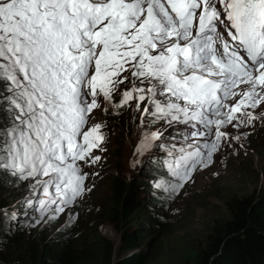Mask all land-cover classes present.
<instances>
[{
	"label": "snow or ice",
	"instance_id": "6c2138e0",
	"mask_svg": "<svg viewBox=\"0 0 264 264\" xmlns=\"http://www.w3.org/2000/svg\"><path fill=\"white\" fill-rule=\"evenodd\" d=\"M125 106L159 123L138 148L167 149L177 191L264 124V0H0V175L37 223L90 191L96 113Z\"/></svg>",
	"mask_w": 264,
	"mask_h": 264
},
{
	"label": "rangeland",
	"instance_id": "374dc122",
	"mask_svg": "<svg viewBox=\"0 0 264 264\" xmlns=\"http://www.w3.org/2000/svg\"><path fill=\"white\" fill-rule=\"evenodd\" d=\"M125 107L126 109L122 111H114L109 107L107 112L101 110L96 113L95 120H100L103 125H106L110 141L108 149L100 155L101 160L94 164L97 169L91 177L90 191L54 219H48L50 213L46 214L40 223L32 227L37 230L41 227L45 231L44 234H47L68 220L80 221V229H83L82 231L89 239L94 233L109 238L102 232V226L112 227V225L101 219V215L108 204L112 176L117 175L119 179H124L127 176L132 177L134 174H139L148 167L145 170L150 175L154 174V177L147 185L144 182L141 183V194L142 196L145 194L148 200L150 198L147 193L148 189L160 191L163 195L160 199L165 196L163 200L165 206L152 200L149 208L152 211H162L164 217L170 220L171 225L160 240L152 239L151 245L141 243L131 252L143 250L149 253L153 243H157L154 251L156 253L148 264H179L186 249L198 248L205 243L214 223L229 218V212L225 206L227 197L232 194L239 196L264 190V142L262 141L264 124L257 122L254 128H245L246 135L240 140L232 141L231 146L223 143L220 149L213 154L210 164L206 167L198 166L191 173L190 179L183 182V186L173 192L171 186L178 182V178L166 169L168 180H162V169L148 166L152 160L151 155L159 149L155 146L157 142H151L153 146L147 149L138 148L146 133L159 128V123L150 124L148 121L151 117L142 123V109ZM116 112L119 114H115ZM114 124L116 126L112 127ZM230 131L233 135L239 134L236 130L230 129ZM173 133V128L167 129L165 140L171 142L170 138L173 137ZM23 188H28L27 183L16 184L10 189H13L16 195H22L26 192ZM167 190L169 192H166ZM22 230L23 236L27 232L31 233L28 226L23 227ZM23 236L18 241H13L11 246H17V248L20 244L24 246ZM1 246L3 245L0 244V258L10 263L11 258L8 255L10 251Z\"/></svg>",
	"mask_w": 264,
	"mask_h": 264
},
{
	"label": "trees",
	"instance_id": "16d2710c",
	"mask_svg": "<svg viewBox=\"0 0 264 264\" xmlns=\"http://www.w3.org/2000/svg\"><path fill=\"white\" fill-rule=\"evenodd\" d=\"M11 180L0 175V212L6 213L0 215V244L10 251L11 258L10 263L0 258V264H148L156 253L157 243H153L149 253L131 250L141 243L151 245L152 239L160 240L171 225L162 211L149 208L152 200L165 206V196L160 199L162 194L148 189L150 198L142 196L141 183L146 180L140 172L124 179L112 176L108 204L101 215L114 228L102 226V232L110 239L97 233L89 239L80 229V221L70 220L47 234L41 227L38 230L30 227L31 233L23 236L19 222L28 213H34V208L19 203L29 195V188H23L24 194L16 195L10 189L16 185ZM225 206L229 218L214 223L205 243L186 249L179 264H264V190L232 194L225 200ZM13 212L17 213L16 219H11ZM39 216L35 214L34 218ZM22 236L25 247L21 244L19 248L12 247L11 243Z\"/></svg>",
	"mask_w": 264,
	"mask_h": 264
},
{
	"label": "clouds",
	"instance_id": "9594fccd",
	"mask_svg": "<svg viewBox=\"0 0 264 264\" xmlns=\"http://www.w3.org/2000/svg\"><path fill=\"white\" fill-rule=\"evenodd\" d=\"M93 122L102 123V121H100V120H94ZM102 125H103V123H102ZM173 129H174V133L172 134V136L177 137L178 140H182L183 135L187 134V132H188L187 129H185L183 126H180V125L174 127ZM100 131H101V133L104 136V140L101 142V146H102V148L104 150L100 151V150L94 149L93 151H94L95 155H98V156L102 155L108 149V143L110 141L109 140V132H108V129L106 128V125H103L101 127ZM114 151H115V149H114ZM151 159L152 160H151V162L149 163L148 166H152V167L154 166V167L161 168L162 169L161 179L167 181L168 179L166 177V169L170 173H171V170L168 168V166L165 163V161L172 159L171 157L168 156L167 149L159 148L155 154L151 155ZM153 161H154V164L152 163ZM95 169H97V167L95 165H91V166H88V167L85 168V170L89 172V176H88V178L86 180V184H87L88 187H90L91 184H92L91 177L93 176V172L95 171ZM147 174H149L148 171H146V170L142 171V176H143V179L146 180V184H148L150 179L154 177V174H152V175H150V174L147 175ZM156 192H159L161 194L160 191H156ZM166 192H169V190H167ZM36 207L38 208L39 205H37ZM35 214L42 215L40 212L36 211V209L34 208V213L30 212L24 218H22V220L19 222L20 225L22 226V229L25 226H28L29 229H30V227H32L34 224L37 223V220H39L40 216L38 217V219H36V218H34Z\"/></svg>",
	"mask_w": 264,
	"mask_h": 264
}]
</instances>
